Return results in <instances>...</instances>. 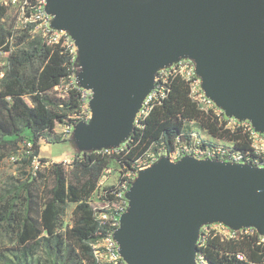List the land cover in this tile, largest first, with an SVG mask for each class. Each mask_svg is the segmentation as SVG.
I'll use <instances>...</instances> for the list:
<instances>
[{
  "label": "water",
  "instance_id": "obj_1",
  "mask_svg": "<svg viewBox=\"0 0 264 264\" xmlns=\"http://www.w3.org/2000/svg\"><path fill=\"white\" fill-rule=\"evenodd\" d=\"M51 27L77 48V86L91 92L76 152L117 149L158 70L190 59L226 117L264 134V0H45ZM112 236L126 264H198L203 225L264 236V168L162 156L137 172Z\"/></svg>",
  "mask_w": 264,
  "mask_h": 264
},
{
  "label": "trees",
  "instance_id": "obj_2",
  "mask_svg": "<svg viewBox=\"0 0 264 264\" xmlns=\"http://www.w3.org/2000/svg\"><path fill=\"white\" fill-rule=\"evenodd\" d=\"M26 1L30 7L35 5V0ZM11 8L0 6V149H10L15 156L22 145L25 157L20 163L28 164L30 173L13 192L0 195V228L12 232L24 249H43L53 259L51 264H100L94 244L115 229L101 221L100 214L117 215L113 208L117 203L126 208L125 193L146 154L162 147L170 150L176 139L185 142L198 135L209 147L222 145L228 151L255 157L246 136L231 135L217 127L209 115L194 106L189 87L170 77L166 98L126 142L114 150L75 152L69 164L53 163L48 170L52 177L48 188L40 172L48 164L39 156L40 142L67 141L56 131L76 123L85 102L76 82V56L30 32L17 8H12L16 12L13 23L7 22ZM26 142L32 144L30 149H26ZM34 157L41 163L36 170ZM114 165L119 169H113ZM96 196L106 207L92 206ZM69 204L74 206L70 225L63 227L61 219ZM204 246L208 264H264V236L256 231L238 232L228 240L205 237ZM17 260L14 264H28Z\"/></svg>",
  "mask_w": 264,
  "mask_h": 264
},
{
  "label": "built area",
  "instance_id": "obj_3",
  "mask_svg": "<svg viewBox=\"0 0 264 264\" xmlns=\"http://www.w3.org/2000/svg\"><path fill=\"white\" fill-rule=\"evenodd\" d=\"M1 5H11L12 8H17L20 15L19 18H22L23 23L27 22L30 27V32H33V34H38L49 45L59 44L61 47L67 48L71 54L76 56L77 48L68 33L51 27L52 16L45 12V0H35V5L32 7H30L29 2L26 0H0V6ZM194 71L195 65L190 59H181L169 67L158 70L155 75L154 87L146 96L144 102L141 104V107L136 114L133 123V131L135 128H141L143 122L147 119L152 109L155 106L160 105L162 100L166 98L168 92L166 88L168 79L170 77H177L189 87V98L193 102L194 106L200 112L209 115L217 127L230 133L231 135L235 133H241L247 137L255 157H247L238 150L228 151V149L223 148L222 145L209 147L211 145L205 143L204 139L197 135L196 137L193 136L190 138V140L185 142L178 141L177 139L174 140L173 148L170 150H166L165 147H162L156 151L149 152L146 154L145 161L143 162L142 166H140L139 170L150 167L162 156L168 157V159L173 162H177L183 156H191L192 158L198 160L208 158L210 160L225 161L228 163H248L253 166L264 168V134L257 132L249 121H239L235 118L226 117L223 110L216 107L215 103L204 94L201 89V80L195 75ZM1 76L2 74H0V77ZM90 96V91L82 90V97L85 102L81 108V116L77 119L78 121H76V123L73 122L72 124H68L56 131L61 139L69 138L70 135H72L74 125L79 122H86L91 117V113L87 105ZM31 145L32 144L30 142H26V149H30ZM226 145L229 148L233 147V144L231 143H227ZM17 159V155L10 158L11 161H16ZM63 163H66V161L64 160ZM32 164L34 170L41 166L40 161L36 157L33 158ZM105 172L109 173L107 170ZM137 172L133 176L136 177ZM103 181L104 180L101 181V184H103ZM100 204L101 206L98 208L106 207V204ZM113 208L117 212V215H108L106 213L100 214L101 221L109 222L110 225L115 228L113 233L107 236V238H104L102 241L94 244V249L96 250L95 256L97 257V260L100 264H126L119 254L116 241L112 237L119 226L120 216L125 212L126 208L121 207L119 203L114 205ZM254 231L256 230L251 228L242 229L240 231L232 230L224 226L222 223L203 225L200 229V237L196 243L199 252L196 256L197 263L208 264L205 260V253L202 251V249L205 248V237L219 236L221 240H228L236 237L238 232L239 234H249L253 233Z\"/></svg>",
  "mask_w": 264,
  "mask_h": 264
},
{
  "label": "rangeland",
  "instance_id": "obj_4",
  "mask_svg": "<svg viewBox=\"0 0 264 264\" xmlns=\"http://www.w3.org/2000/svg\"><path fill=\"white\" fill-rule=\"evenodd\" d=\"M15 10L9 9L8 15L6 16V21L13 23L15 19ZM19 26V24H18ZM58 130V129H57ZM67 141L61 143L46 144L45 142H40L39 156L47 160V165L40 168V172L45 175V186L48 188L52 184V177L48 172L50 166L53 163H63L65 160L67 164L72 161L74 153L76 150L73 145ZM21 150L18 151L16 161H11L10 158L13 152L10 149H0V195L4 192H13L15 188L27 180V174L30 173V166L20 163V160L24 155V149L20 145ZM66 164V165H67ZM113 169H119L117 166H113ZM111 180H113L111 178ZM106 183L111 184L112 181ZM93 207H100V201L98 197L94 198L92 202ZM73 204H69L66 207L64 217L61 219L63 227L70 225V218L72 217ZM43 249H24L21 245H18L15 241L14 234L12 232L6 233L4 228H0V264H14L18 262L17 258L21 262H27L28 264H51V260L48 258ZM60 261L58 260V263Z\"/></svg>",
  "mask_w": 264,
  "mask_h": 264
}]
</instances>
